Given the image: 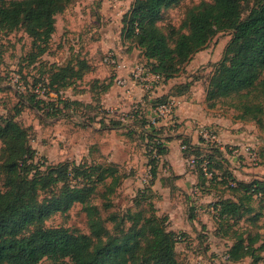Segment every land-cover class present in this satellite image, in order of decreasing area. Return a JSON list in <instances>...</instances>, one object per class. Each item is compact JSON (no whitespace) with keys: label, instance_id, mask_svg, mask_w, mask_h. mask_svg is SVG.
Segmentation results:
<instances>
[{"label":"rangeland","instance_id":"1","mask_svg":"<svg viewBox=\"0 0 264 264\" xmlns=\"http://www.w3.org/2000/svg\"><path fill=\"white\" fill-rule=\"evenodd\" d=\"M213 1L179 0L162 10L157 26L174 44L179 33L188 32L189 11ZM259 1L245 3L244 17ZM132 3L133 0L72 2L56 16V30L48 50L38 60L42 63H31L35 47L24 28L11 33L0 31V86L3 87L0 113H14V106L19 105L18 92L24 95L30 91L42 73L47 77L50 63L75 66L81 75L73 79L72 86L59 94H45L47 102L59 103L55 112L58 116L23 102L19 121L30 127L31 143L39 158H46L52 164L71 161L111 166L119 178L113 191L107 189L112 181L107 177L104 183L96 185L84 203L76 202L69 210L50 215L43 223L26 228L24 234L41 226L66 227L74 233L95 237V233L105 228L113 236L130 234L131 242L139 244L136 253L140 261L145 257L148 234L137 222L139 212L145 216L156 213L167 216L169 228L181 236L176 246L181 264H253L251 255L238 261L229 257V250L241 237L246 244L251 242L250 249L261 256L259 263L264 264V246L260 247L264 244V198L250 201L253 211L238 220L221 225L214 216L219 200L239 196L240 192L230 188L233 181L229 173L245 181L264 179V114L262 122L257 124L236 123L235 118L241 114L238 109L241 100H248L247 97L221 98L214 108L205 102L208 80L233 32L217 33L184 72L164 83L145 72L142 51L122 37V17ZM178 82L193 85L187 95L174 98L171 106L151 110L150 116L142 108L143 117L139 116V102L146 94L162 96ZM259 100L264 104V98ZM149 118L156 132L150 126L142 127ZM145 130L156 134L168 146V153L160 159L152 192L146 187L151 182L149 158L154 139ZM176 134L192 138L196 144L202 138L216 142L214 145L223 152L215 155L213 171L217 179H212V175L210 179L199 177V168L184 158L182 139L176 138ZM3 148L0 139V163ZM0 188L4 190L3 174ZM59 189L57 186L41 191L39 201L58 194ZM141 190L146 191L140 193ZM151 201L154 211L149 205ZM39 264L61 263L44 258Z\"/></svg>","mask_w":264,"mask_h":264},{"label":"trees","instance_id":"2","mask_svg":"<svg viewBox=\"0 0 264 264\" xmlns=\"http://www.w3.org/2000/svg\"><path fill=\"white\" fill-rule=\"evenodd\" d=\"M74 1L77 0H0V31L11 33L24 28L35 47L31 63H38L47 52L56 30V16ZM178 1L133 0L122 17V37L132 41L142 51L146 59L145 72L166 83L184 72L193 57L205 49L217 33L232 31L233 37L208 80L205 102L209 108H214L218 99L233 95L247 97L248 100H241L238 108L241 114L235 120L247 124L262 122L264 104L259 99L264 98V0L253 6L246 17L244 5L248 0L201 3L189 11L186 21L188 32L179 33L171 44L169 36L156 22L163 9ZM173 33L176 35L175 31ZM49 68L47 77L42 73L34 83L43 82L48 93L59 94L81 75L78 68L68 64L53 62ZM192 86L187 82H178L162 96L146 94L143 103L139 102V116L143 117V109L150 116L151 110L187 95ZM30 91L24 94L28 98L18 92L19 105L14 106V113H0V139L4 143L0 163V179L4 175V190L0 188V264H39L44 258L61 264H181L176 252L181 236L169 228L167 216L156 213L145 216L139 212L137 222L148 234L145 257L140 261L136 253L139 244L131 242L130 234L113 236L105 228L95 233V237L74 233L66 227L41 226L24 234L26 228L43 223L50 215L67 211L76 202L84 203L96 190V185L104 183L107 177L112 179L107 185L108 190L113 191L119 184V178L114 174L117 170L111 166L71 161L52 164L48 159L38 157L31 143L30 127L23 125L18 118L22 112L21 103L26 102L32 108L43 107L49 113H55L59 103L57 100L47 102ZM55 115L58 116V113ZM149 119L143 121L142 127L150 126L153 131L156 130ZM144 132L154 139L149 158L151 182L146 187L152 192L159 174L160 159L168 153V146L153 132ZM176 138L182 139L184 158L194 159V165L200 171L199 177L210 179L212 175V179H217L213 171L215 155L223 152L218 145H214L216 142L202 138L196 144L192 138L182 134H176ZM228 177L233 181L231 190L240 193L237 199L224 198L215 204L214 216L221 225L249 214L253 211L249 202L256 197L264 198V179L245 181L230 173ZM57 186L60 187L58 194L39 201L41 191ZM153 203L151 201L149 205L154 211ZM250 245L251 242L246 244L241 237L229 250L230 259L238 261L251 255L253 264H260L261 256L252 251Z\"/></svg>","mask_w":264,"mask_h":264},{"label":"built area","instance_id":"3","mask_svg":"<svg viewBox=\"0 0 264 264\" xmlns=\"http://www.w3.org/2000/svg\"><path fill=\"white\" fill-rule=\"evenodd\" d=\"M110 58L107 56V59ZM152 75V74H151ZM154 76V75H153ZM157 80H160L159 77H156L154 76ZM19 88L21 89H24L25 90V87L20 85ZM32 92H34L35 94H37V97L38 98H42V99H45V94L48 93V89L47 87L45 86V84L43 82H39L37 84H35V86L31 89ZM50 94H53V92H50ZM142 101V100H140ZM174 101L172 100L170 103H168L167 105H162L160 107H158L157 109H160L161 107H168V106H171L172 103ZM191 162L194 163V159H191Z\"/></svg>","mask_w":264,"mask_h":264},{"label":"crops","instance_id":"4","mask_svg":"<svg viewBox=\"0 0 264 264\" xmlns=\"http://www.w3.org/2000/svg\"><path fill=\"white\" fill-rule=\"evenodd\" d=\"M181 97H183V96H181ZM181 97H178V98H181ZM142 100V99H141ZM236 123H238V122H236Z\"/></svg>","mask_w":264,"mask_h":264}]
</instances>
